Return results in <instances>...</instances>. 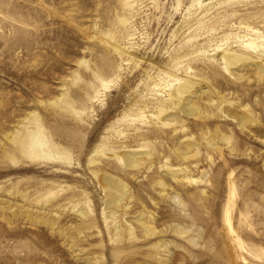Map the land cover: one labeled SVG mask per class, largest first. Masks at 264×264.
I'll use <instances>...</instances> for the list:
<instances>
[{
  "label": "rangeland",
  "instance_id": "rangeland-1",
  "mask_svg": "<svg viewBox=\"0 0 264 264\" xmlns=\"http://www.w3.org/2000/svg\"><path fill=\"white\" fill-rule=\"evenodd\" d=\"M253 31L264 0H0V264H264Z\"/></svg>",
  "mask_w": 264,
  "mask_h": 264
},
{
  "label": "bare ground",
  "instance_id": "bare-ground-1",
  "mask_svg": "<svg viewBox=\"0 0 264 264\" xmlns=\"http://www.w3.org/2000/svg\"><path fill=\"white\" fill-rule=\"evenodd\" d=\"M253 32L257 36L256 38H247V35H239L238 36V41L240 42V44L242 46L246 47L247 49L255 47L256 43H259L262 46H264V38L262 37V35H258L256 33V31H253ZM259 49L261 50L259 52L264 53L263 48H262L263 50L261 48H259ZM223 58H224V60H226V62H229L230 69L232 71H234V73L236 75L239 74L238 71L240 70V67H233V66L238 64L239 62H243V61L246 62V61L252 60L253 63L255 64V66L257 67V69H259V70L263 69V65L261 63H259L257 61V59L253 58L252 55L250 56V55H245V54H238L237 52H231L228 50L227 52L223 53ZM235 69H237V71ZM161 79H164V81L160 80L161 83H164L166 79H167L166 82L171 81V80L177 81L178 86L175 89V91L173 92V96L176 98L178 103H181V102H183V100L187 99L186 106L188 109L190 107V99L186 98L185 94L189 90V84L191 83V81L190 80H185V81L182 80L181 81L178 78H175L168 73L164 74ZM186 106H185V108H186ZM31 131H29V132H31ZM42 132L43 131H41V129H39L38 131L36 129L35 134H32V135L28 134V136L26 135V137L24 139H22V138L20 139V143H21L20 147L23 149L24 154L26 153V154H29L31 156L32 155H38V156H44V157H56V156H58V157H63V158L68 156V153H66L65 151H62V150H59L57 152L52 151L54 149V148L51 149L52 147L59 148L60 146L55 145L52 141H50L51 139L49 140L46 136L43 135ZM26 134H27V132H26ZM126 157H127L128 163H134V162H136V158L138 157V153L136 154V153L130 151V152L126 153ZM67 158H69V157H67ZM106 181L108 182L107 188H108L110 193H113V191H116L117 189L120 188L119 187L120 181H118L116 179L115 180L106 179ZM121 189H124V188H121ZM117 223L118 222L114 223V231L115 232H118V230H119V226ZM141 227L145 228V225L143 224V225H141Z\"/></svg>",
  "mask_w": 264,
  "mask_h": 264
}]
</instances>
